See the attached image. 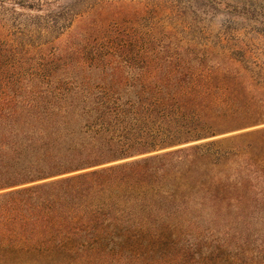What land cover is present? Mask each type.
Wrapping results in <instances>:
<instances>
[{
  "label": "trees",
  "instance_id": "obj_1",
  "mask_svg": "<svg viewBox=\"0 0 264 264\" xmlns=\"http://www.w3.org/2000/svg\"><path fill=\"white\" fill-rule=\"evenodd\" d=\"M263 88L264 0H0V264H264Z\"/></svg>",
  "mask_w": 264,
  "mask_h": 264
},
{
  "label": "rangeland",
  "instance_id": "obj_2",
  "mask_svg": "<svg viewBox=\"0 0 264 264\" xmlns=\"http://www.w3.org/2000/svg\"><path fill=\"white\" fill-rule=\"evenodd\" d=\"M81 22H82V20H77L75 22V24L73 25L71 32L78 29ZM68 37L69 36H65L63 39H67ZM261 96H263V98H264V88H263ZM263 117H264V115H263ZM140 253H141L142 257H149V258H139L138 262L136 261L135 263H130V264H180L175 259H168L166 262H158L157 261V257L158 256L160 257V255H164V257H166V258H176L177 254H180V251H178V249L169 250V252L165 251V250H161V251H158V250L146 251V250H144Z\"/></svg>",
  "mask_w": 264,
  "mask_h": 264
}]
</instances>
